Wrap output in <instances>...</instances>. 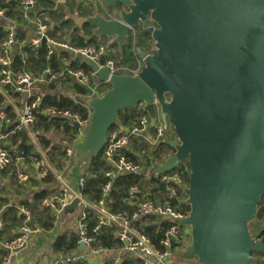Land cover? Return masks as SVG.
I'll return each instance as SVG.
<instances>
[{
  "label": "water",
  "instance_id": "95a60500",
  "mask_svg": "<svg viewBox=\"0 0 264 264\" xmlns=\"http://www.w3.org/2000/svg\"><path fill=\"white\" fill-rule=\"evenodd\" d=\"M103 2L117 8L111 18L98 13L72 20L92 26L93 37L111 39L120 51L134 34L143 65L136 76L116 75L83 59L111 88L97 96L83 85L92 115L73 156L81 174L103 150L120 111L143 105L153 121L160 116L177 134L166 141L175 153L150 173L189 165L184 192L190 212L172 223L188 227L191 240L178 259L254 264L253 253H264V243L256 241L264 230H250L264 198V0ZM139 33L151 38L150 49L136 44Z\"/></svg>",
  "mask_w": 264,
  "mask_h": 264
},
{
  "label": "trees",
  "instance_id": "16d2710c",
  "mask_svg": "<svg viewBox=\"0 0 264 264\" xmlns=\"http://www.w3.org/2000/svg\"><path fill=\"white\" fill-rule=\"evenodd\" d=\"M0 6L7 9V14L18 20H22L18 5L15 1L0 0ZM97 2L95 0H71L65 8H56L53 0H38L37 10L41 19L49 26L48 35L58 41H65L73 46H88L101 44L106 46V58H114L118 65L127 68L136 69L138 66V57L135 52L134 36L130 35L123 51H120L118 45L111 43L106 37H93V27L90 25L77 26L72 20V16L89 17L97 14ZM19 37L26 39L27 34L20 32ZM7 34L0 28V41L6 38ZM150 37L137 36L136 44L144 49H150L152 46ZM116 49L115 52L113 50ZM12 69L14 72H29L37 78L45 77V72L50 71L46 77L51 79V75L56 78L48 81L43 86L44 95L39 111L36 113V122L33 124V131L39 148L45 153L54 171L48 170L45 177L39 176V170L35 169V162L41 159V153L33 140L26 135L24 130L16 132L10 138V147L8 148L12 163L4 170H0V182L4 178H9V189L19 199L18 203L9 206L10 199L7 188L0 184V208L2 209L1 219L3 222L0 230V242L10 241L19 234L20 227L24 224V216L19 210V206L24 205L33 212L34 219L32 225L40 226L43 232H53L56 228L55 214L45 208H42L41 201L54 193L62 191V185L56 175L62 174L67 179L74 182L75 187L82 196L90 203L97 204L105 199L106 207L111 213L127 212L132 214L137 210L138 204L145 200H151L155 203L168 204L173 208L188 215L190 207L186 203L187 196L184 188H179L177 195L172 196L167 190V185L160 180V175H152L150 170L154 166L164 164L170 156L175 153L174 147L170 146L166 141L158 146L150 147L142 138H133L129 149L124 150V154L136 163H140L147 172L122 174L110 180L106 174L110 169V165L106 162L103 152L93 159L90 169L81 174V164L77 163L74 158L68 164L66 156V148L75 139L77 129L68 120L56 116H48L42 111L45 108H55L61 110H71L80 113L85 117L88 116V110L82 104L77 103L68 94L59 92L60 88L71 90L81 96H87V90L79 83L75 82L67 74H63V69L68 65L70 68L82 69L87 74L93 71L87 63L82 59H74L70 52L57 51L53 55L48 56V46L40 45L34 48L29 43L22 47L21 50L13 54ZM100 64L105 59L99 61ZM98 78H92V85L96 84ZM98 81H101L100 79ZM111 88L107 82L101 81L98 88V94L103 95ZM6 113V116L14 120L16 113L7 100L0 94V114ZM144 112V111H142ZM139 108H127L119 113V121L112 129L119 127L133 126L139 114ZM145 113H147L145 111ZM8 125L0 118V133L7 130ZM111 129V130H112ZM61 134L62 139L53 142L48 134ZM183 173L185 184L189 185V165L177 168ZM25 172L29 175V179L25 183L18 182V174ZM83 178L82 187L78 185L79 180ZM111 182L110 190L105 193L104 187ZM137 188V192L132 194L133 188ZM85 219L89 232L93 233V229L98 225L100 215L93 209H88ZM256 224L257 227L253 228ZM171 223L166 220H160L154 216L142 217L134 221V226L141 232L148 235L157 248H162L161 240L164 230ZM264 230V198L259 204L257 218L250 225L252 234H256L259 230ZM94 246H102L110 251H116L121 248V242L118 239V228L115 226H103L94 234ZM77 231H65L62 234H55L51 248L53 252L59 256H68L79 250ZM5 250L0 248V264L5 255ZM264 253H253L254 264H258L257 260ZM71 264H82V262H74ZM104 264H110V260ZM121 264H141L140 262L125 256Z\"/></svg>",
  "mask_w": 264,
  "mask_h": 264
},
{
  "label": "built area",
  "instance_id": "2783aa9c",
  "mask_svg": "<svg viewBox=\"0 0 264 264\" xmlns=\"http://www.w3.org/2000/svg\"><path fill=\"white\" fill-rule=\"evenodd\" d=\"M7 1H15L17 3L22 20L9 16L7 14V9L0 6V19L3 20V24L0 25V28H3L7 34L6 38L0 41V94H2L16 113L14 120L8 118L5 112L0 114V118L3 119L9 127L5 132L0 133V170L6 169L12 163V156L8 150L10 147L8 141L16 132L24 130L26 135L30 137L39 148L33 131V124L36 122V113L40 109L42 97L44 95L43 86L48 84L49 80L51 81V79L56 78L55 75H51V79H46L50 74L49 70L45 72V77L43 78H37L29 72H14L12 69L14 60L13 54L21 50L23 46L29 43L35 49L39 48L40 45L44 44L43 39L45 38V44L48 46V56L63 50L70 52L74 59L80 58L83 60L85 57H90L97 62L105 59L103 64H100V62L99 64L103 68H108L111 74L116 75L128 73L136 76L143 65L140 60L138 61L136 69L118 65L114 58H106L107 49L103 44L99 46H73L68 42L55 40L48 35L49 26L39 16L37 10L38 0ZM53 1L56 8H65L71 0ZM95 1L102 6L106 13V17L111 18L113 16L107 12L103 0ZM20 32H25L27 38L21 39L18 35ZM29 32H34V37L31 40L28 39ZM133 36L135 41V35L133 34ZM63 74H67L82 86H89L94 90L95 95L101 96L98 94L101 81H98L99 77L94 72L89 75L82 69L70 68L67 65L63 69L62 75ZM92 78H98L95 79L96 84L92 85ZM73 97L74 101L87 108V117L71 110H61L50 107L42 111L48 116L64 118L71 124L74 125L77 123L79 126L75 139L65 150L66 156L69 158L68 164L74 156L76 146L83 141L86 135L92 115V109L83 102V98L90 97L89 94L83 97L80 95L82 98H80L78 94ZM138 108L140 113L133 126L119 127L109 132L107 143L102 152L106 162L110 165V169L106 174L110 180L122 174L139 173L144 170V167L140 163L132 161L124 154V150L129 149L133 138H142L150 147H155L165 142L169 135L173 136L174 134L177 138L176 132L174 130L170 132L169 126H166L162 121L153 125L151 117L148 113H145L143 105H139ZM39 150L41 159L35 162V164L38 165L39 176L45 177L48 170L54 171V169L45 153L40 148ZM56 175L62 185V191L45 197L41 201V206L42 208L52 211L55 214L56 222H58L59 218L64 215L66 207L75 199H79L80 202L77 207L82 208L77 221L79 250L72 255L56 257L38 264H71L74 262L91 264V258L107 256L110 253H113L110 264H121L125 256L141 264H173L169 261V258L174 256L175 250H183L186 243L191 240L189 228L172 223V220L183 219L187 215L168 204L145 200L138 204L137 210L132 214H128L127 212L111 213L106 207L105 199H102L97 204H92L82 196L76 187H73L65 181L61 174L56 173ZM159 175L160 180L167 185V190L172 196L177 195L179 188L187 187L181 170L175 169L171 172ZM17 179L19 183H25L28 181L29 175L25 172H20ZM83 184L84 179L81 178L78 185L82 187ZM110 188L111 182L109 181L104 187L105 193H107ZM136 192L137 188L134 187L131 193L134 194ZM88 209H93L100 215L98 225L92 230L93 233L89 232L85 221L87 217L86 211ZM19 210L24 216L25 221L20 227L19 234L16 238L1 243L3 250L6 252L2 258L1 264H16V258L26 250L32 238L43 233V229L40 226L31 224L34 216L30 208L21 205L19 206ZM1 214L2 209L0 208V230L3 225ZM147 216H154L160 220H166L171 223V225L164 230L161 240L162 248H157L148 235L139 231L134 226V221ZM103 226H115L118 228V239L121 242V248L119 250L110 251L102 246H94V234ZM256 241L264 243V231ZM81 243L84 244L83 248L80 247ZM260 260L261 264H264V255H261L258 262Z\"/></svg>",
  "mask_w": 264,
  "mask_h": 264
},
{
  "label": "rangeland",
  "instance_id": "374dc122",
  "mask_svg": "<svg viewBox=\"0 0 264 264\" xmlns=\"http://www.w3.org/2000/svg\"><path fill=\"white\" fill-rule=\"evenodd\" d=\"M97 5H98L97 8L95 7L97 12H99L100 14L106 16V13H105L104 9L102 8V6L99 3H97ZM106 9H107V12L109 14L113 15L117 8H114V7L107 8L106 7ZM109 40H111V39H109ZM64 92H66V91H64ZM169 130H170V132L172 130L175 131L174 126L171 123H169ZM48 137L51 138V140L53 142H58V141H61V139H62L61 134H57V133L56 134L49 133ZM171 137H172L171 135L168 136V138H170V139H171ZM8 142L10 143V141H8ZM5 179H7V178H4L2 180L5 181ZM64 179H67L66 176H64ZM71 185L74 186V184H71ZM77 216H78V212H77V214H74L73 216L62 215L59 218L58 222H57L56 228L54 229L53 232H51V234H46V235L45 234H43V235L40 234L38 236H35V239H33L29 243V247H28L29 249H28V252L25 255V260L30 259V257L32 255H39V257H40L39 260L40 261H48V260L56 258V257H61V256L55 254L53 252L52 248H51V244L53 242L54 235L55 234H62L65 231H77V228H78V225H77V219L78 218H77ZM256 227H257V225L254 224L253 228H256ZM184 249L183 250H175L174 256L169 258V261L171 263H173V264H194V262L186 263L183 260L178 259V254L183 252ZM110 259H111L110 255L101 256L100 258H98V260L96 259L97 260L96 263L92 262L91 264H104L105 262H107ZM257 262H258V260H257ZM258 264H261V260L258 262Z\"/></svg>",
  "mask_w": 264,
  "mask_h": 264
},
{
  "label": "crops",
  "instance_id": "0c3cea01",
  "mask_svg": "<svg viewBox=\"0 0 264 264\" xmlns=\"http://www.w3.org/2000/svg\"><path fill=\"white\" fill-rule=\"evenodd\" d=\"M98 6V5H97ZM99 12H97V14H98ZM34 37V32H29V34H28V39L29 40H31L32 38ZM110 42H111V40H110ZM116 51V49H114L113 50V52H115ZM64 91H66V92H64ZM59 92L60 93H62V94H68L69 96H71L72 98H74L73 96H76L77 95V93H75V92H73V91H71V90H67V89H65V88H60L59 89ZM79 95V94H78ZM79 97H80V95H79ZM83 97V96H82ZM82 97H80V98H82ZM84 99H86V98H83V100ZM160 121H162L161 120V118H160V116H158V119L156 120V121H153L152 119H151V122H152V124L154 125V124H157V123H159ZM172 136V135H171ZM174 139H176V136H174V134H173V136L171 137V139L170 138H166V140L165 141H167V140H174ZM34 167H35V169L37 170L38 169V165L37 164H34ZM152 170V169H151ZM150 170V171H151ZM142 172H147V170H145V168H144V170L142 171ZM64 178V177H63ZM3 181V180H2ZM0 182V184H2V186H5L6 188H7V192H9L10 191V189H9V178H7V179H5V181H3V182ZM65 181H68L69 182V184L71 183V184H74V182H72V180H70V179H65ZM4 183V184H3ZM73 187H75V185L73 186ZM8 197H9V199H10V203H9V206L10 205H13V204H15V203H18V201H19V199L17 198V196H15L13 193H11V192H9V195H8ZM79 208V209H78ZM81 207H76L75 208V210H74V212L73 213H64V215H68V216H73L74 214H77V212H78V216H77V218H79V216H80V214H81ZM77 221H78V219H77ZM56 226H57V222H56ZM43 234H51V232L50 233H45V232H43L41 235H43ZM33 239H35V237H33L32 238V240ZM31 240V241H32ZM30 241V242H31ZM1 243L2 242H0V248L1 249H3L2 248V246H1ZM28 247H29V245H28ZM26 248V250H24L17 258H16V260H15V262H16V264H38V263H43V262H46V261H40L39 260V255H32L31 257H30V259H28V260H25V255H26V253L28 252V249L29 248ZM108 255H110L111 257L113 256V253H110V254H108ZM107 255V256H108ZM101 256H98V257H96V258H91L90 259V262L92 263V262H95L96 263V261L98 260V258H100ZM97 259V260H96Z\"/></svg>",
  "mask_w": 264,
  "mask_h": 264
}]
</instances>
